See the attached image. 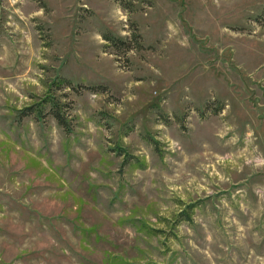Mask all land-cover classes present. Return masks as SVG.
<instances>
[{
    "label": "rangeland",
    "instance_id": "rangeland-1",
    "mask_svg": "<svg viewBox=\"0 0 264 264\" xmlns=\"http://www.w3.org/2000/svg\"><path fill=\"white\" fill-rule=\"evenodd\" d=\"M0 264H264V0H0Z\"/></svg>",
    "mask_w": 264,
    "mask_h": 264
},
{
    "label": "trees",
    "instance_id": "trees-1",
    "mask_svg": "<svg viewBox=\"0 0 264 264\" xmlns=\"http://www.w3.org/2000/svg\"><path fill=\"white\" fill-rule=\"evenodd\" d=\"M55 112H56V111H55ZM55 118L57 119L58 123H59L62 127H64V128H68V129H69V125H68L67 122L64 121V119L61 117L59 111L55 113ZM187 218L189 219L190 217H187ZM188 219H187V220H188Z\"/></svg>",
    "mask_w": 264,
    "mask_h": 264
}]
</instances>
